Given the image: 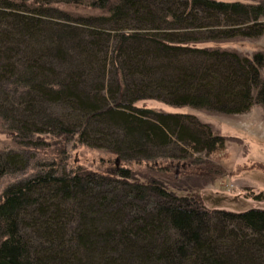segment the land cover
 <instances>
[{"label":"trees","instance_id":"16d2710c","mask_svg":"<svg viewBox=\"0 0 264 264\" xmlns=\"http://www.w3.org/2000/svg\"><path fill=\"white\" fill-rule=\"evenodd\" d=\"M75 1L0 0V121L23 148L85 145L114 167L66 172L52 160L7 186L0 264H264L261 195L185 190L129 166L179 158L218 171L195 156L223 148L214 116L264 106V55L238 52L264 34V0H91L99 13L88 16L51 7ZM168 147L179 154L161 157ZM28 164L1 153L0 177Z\"/></svg>","mask_w":264,"mask_h":264},{"label":"rangeland","instance_id":"374dc122","mask_svg":"<svg viewBox=\"0 0 264 264\" xmlns=\"http://www.w3.org/2000/svg\"><path fill=\"white\" fill-rule=\"evenodd\" d=\"M90 1L77 0L70 4H52L51 7L82 16L99 13L90 8ZM229 1L254 3L260 0ZM153 10L156 9L153 8ZM232 45L226 43L224 46H221L225 49L235 50V48H232ZM241 48L244 51L238 50V52L248 54L254 50H260L264 55V34L255 40L245 41ZM262 75L264 77V68ZM137 105L166 112H175L177 110L155 100H142L137 102ZM57 112L59 113V111ZM212 123L215 129H217L216 131L224 138L223 148L216 151L215 154L212 153L206 156L200 154V156H195L199 158V161L210 159L218 165L219 169L213 175L205 176L202 173L206 169L204 168V164L201 165L204 166L203 168L194 170V163L190 164L184 159L179 158H173V160L160 158L151 164L144 165L143 163L135 165L131 163L129 166L140 172L148 173V176L151 177L160 176L167 178L169 176L175 186H181L178 184H182L189 188L185 190H211L218 192L217 194L219 195L227 196L240 195L251 197V195L257 194L262 196V204H264V106L256 103L248 111L241 114L214 116ZM5 130L4 123L0 121V154L9 151L19 152L27 158L29 166L25 172L6 174L0 177V197L7 186L28 177L36 170L34 168L40 163L56 160L63 164L65 161L66 172H71L77 168L102 172L114 167V156L110 155L107 151L66 142L64 145L66 153L63 155L61 149L63 145H60L54 139H49L47 145L37 149L23 148L14 143L15 141L13 142L8 137ZM161 152H164L160 155L161 157H167L165 155L167 153L179 154V150L169 147L163 149ZM167 162L170 163L171 167L166 171L164 168ZM192 171L193 173H191ZM187 174L189 175L186 176ZM227 201L234 205V210H239L244 205L242 202L231 201L230 199H227ZM219 208L223 207L220 206Z\"/></svg>","mask_w":264,"mask_h":264}]
</instances>
